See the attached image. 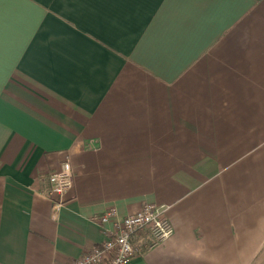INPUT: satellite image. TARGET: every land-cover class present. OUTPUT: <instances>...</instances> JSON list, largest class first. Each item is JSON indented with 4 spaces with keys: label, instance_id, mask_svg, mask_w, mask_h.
Returning <instances> with one entry per match:
<instances>
[{
    "label": "crops",
    "instance_id": "crops-1",
    "mask_svg": "<svg viewBox=\"0 0 264 264\" xmlns=\"http://www.w3.org/2000/svg\"><path fill=\"white\" fill-rule=\"evenodd\" d=\"M146 203L173 231L129 264H264V0H3L0 264H68Z\"/></svg>",
    "mask_w": 264,
    "mask_h": 264
},
{
    "label": "built area",
    "instance_id": "built-area-1",
    "mask_svg": "<svg viewBox=\"0 0 264 264\" xmlns=\"http://www.w3.org/2000/svg\"><path fill=\"white\" fill-rule=\"evenodd\" d=\"M73 174L70 162L65 159L58 170L49 174L46 196L50 200V217L56 220L65 202L66 193L72 188ZM166 207L146 203L134 214H129L113 222L111 228L103 227L116 216L114 208L106 209L97 218L104 238L98 246L85 250L68 264H129L142 250V244L153 245L171 235L173 229L165 216ZM140 230L146 231L147 240L133 242L132 238Z\"/></svg>",
    "mask_w": 264,
    "mask_h": 264
},
{
    "label": "snow or ice",
    "instance_id": "snow-or-ice-1",
    "mask_svg": "<svg viewBox=\"0 0 264 264\" xmlns=\"http://www.w3.org/2000/svg\"><path fill=\"white\" fill-rule=\"evenodd\" d=\"M3 2V0H0V3H2Z\"/></svg>",
    "mask_w": 264,
    "mask_h": 264
}]
</instances>
